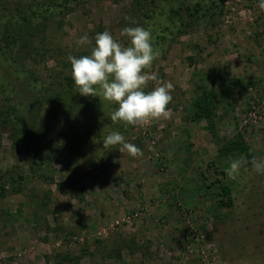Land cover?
<instances>
[{
  "label": "rangeland",
  "instance_id": "rangeland-1",
  "mask_svg": "<svg viewBox=\"0 0 264 264\" xmlns=\"http://www.w3.org/2000/svg\"><path fill=\"white\" fill-rule=\"evenodd\" d=\"M56 1L0 0V264H264V175L251 163L264 160L257 0ZM134 26L160 53L145 90L174 85L166 114L126 125L100 94L54 100L69 55L105 30L127 46L120 30ZM207 94L212 116L193 119ZM113 131L141 154L105 148Z\"/></svg>",
  "mask_w": 264,
  "mask_h": 264
},
{
  "label": "clouds",
  "instance_id": "clouds-1",
  "mask_svg": "<svg viewBox=\"0 0 264 264\" xmlns=\"http://www.w3.org/2000/svg\"><path fill=\"white\" fill-rule=\"evenodd\" d=\"M257 3L264 10V0H257ZM120 36L127 38V46L105 30L95 35V45L90 54L67 57L74 86L82 96L100 94L105 100L118 105L110 114L113 122L135 125L160 118L168 110L174 85L164 81L150 91L145 90L149 80H156L155 74L145 70L160 54L152 45L151 31L142 26L124 27ZM88 42L89 37L84 34L79 37L77 45L83 46ZM103 146H116L120 153L127 152L133 156L141 154V150L119 131L105 136ZM246 163L243 157L233 158L227 169L228 175L235 179ZM251 163L257 174L264 175V160H253Z\"/></svg>",
  "mask_w": 264,
  "mask_h": 264
},
{
  "label": "trees",
  "instance_id": "trees-1",
  "mask_svg": "<svg viewBox=\"0 0 264 264\" xmlns=\"http://www.w3.org/2000/svg\"><path fill=\"white\" fill-rule=\"evenodd\" d=\"M81 2L82 0H61L60 2L56 1L53 5L56 6L57 8H61V7H67V6H70L69 4L70 3H73V2ZM140 0H136V3H138ZM143 1H147V0H143ZM141 2V1H140ZM35 16L37 15V12H35ZM91 52V51H90ZM90 52H83L80 54L81 55H88L90 54ZM66 81H67V88H65L64 91H66V96H62V97H57L56 98V95H55V101H65V102H69V104L71 105H65L67 107H70L72 108L71 106H73L75 104L74 102V98L71 99L72 95L73 94V91L72 90H75L76 87L74 86V82L72 80V77L71 75H69L67 78H66ZM77 90V89H76ZM50 91V90H48ZM213 95V94H212ZM69 96V97H68ZM53 97V96H52ZM51 97V98H52ZM68 97V98H67ZM212 99L213 96H208L205 95L203 99L200 100V103L197 104V107H193L192 108V112H193V119L195 120H199L201 118H210V116H212V109H211V105H212V101H208L209 98ZM80 99V98H79ZM78 99V100H79ZM84 98H81L79 100V102L83 103L82 105L84 106L86 102V100H84ZM73 101V103H72ZM51 106H53L54 104L53 103H49ZM73 104V105H72ZM81 105V104H80ZM75 106H79V104H76ZM242 143L239 141V143H236L235 146L237 149L241 150L242 147L240 146ZM219 182V180H218ZM219 188H220V192L222 194V196L226 199L224 200L221 204L225 205V206H231L232 205V195H231V190L230 188L227 186V185H223V184H220L219 185Z\"/></svg>",
  "mask_w": 264,
  "mask_h": 264
},
{
  "label": "built area",
  "instance_id": "built-area-1",
  "mask_svg": "<svg viewBox=\"0 0 264 264\" xmlns=\"http://www.w3.org/2000/svg\"><path fill=\"white\" fill-rule=\"evenodd\" d=\"M257 115L255 113L252 114V117H251V121H253V123H257Z\"/></svg>",
  "mask_w": 264,
  "mask_h": 264
}]
</instances>
